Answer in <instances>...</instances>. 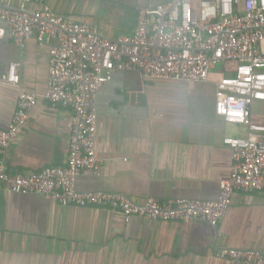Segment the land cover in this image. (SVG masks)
<instances>
[{"label": "crops", "instance_id": "1", "mask_svg": "<svg viewBox=\"0 0 264 264\" xmlns=\"http://www.w3.org/2000/svg\"><path fill=\"white\" fill-rule=\"evenodd\" d=\"M21 0H0L19 6ZM168 0H46L65 19L94 23L110 39L132 35L138 11ZM8 28L0 40V71L18 63L20 81L0 80V128L11 121L21 89L42 93L50 49L36 39L19 45ZM149 78L117 71L99 89L96 148L102 173L80 175L81 190L121 192L137 202L149 196L214 199L231 173L228 136H248L247 123L226 121L215 80ZM229 73V72H228ZM251 120L264 124V100ZM73 109L40 96L27 125L4 154L11 173L64 166ZM222 247L264 253V189L236 191L216 225L199 219L162 221L124 215L109 205H66L32 192L0 189V264H249L221 257Z\"/></svg>", "mask_w": 264, "mask_h": 264}, {"label": "built area", "instance_id": "2", "mask_svg": "<svg viewBox=\"0 0 264 264\" xmlns=\"http://www.w3.org/2000/svg\"><path fill=\"white\" fill-rule=\"evenodd\" d=\"M0 20L17 44L36 39L50 49L46 89H21L11 121L0 128V189L41 194L66 205H109L125 220L199 219L212 225L225 215L236 191L264 189V124L252 121L250 110L255 100H264V0L160 2L140 8L134 33L116 39L103 36L94 23L65 19L46 0H21L17 7L0 3ZM7 32L0 24V40ZM217 64L224 68L215 80L219 110L226 121L247 123L249 134L225 137L234 161L216 198L149 196L137 202L121 192L77 187L80 175L102 173L104 159L96 148L97 96L115 72L139 70L149 78L194 83L209 81ZM1 79L18 83V63L0 71ZM40 96L73 109L67 164L11 173L4 154ZM218 255L264 264V253L257 249L222 247Z\"/></svg>", "mask_w": 264, "mask_h": 264}, {"label": "rangeland", "instance_id": "3", "mask_svg": "<svg viewBox=\"0 0 264 264\" xmlns=\"http://www.w3.org/2000/svg\"><path fill=\"white\" fill-rule=\"evenodd\" d=\"M152 1V0H151ZM229 65H230V67H232L233 66V63H228Z\"/></svg>", "mask_w": 264, "mask_h": 264}]
</instances>
